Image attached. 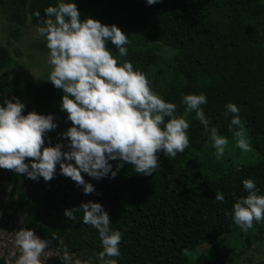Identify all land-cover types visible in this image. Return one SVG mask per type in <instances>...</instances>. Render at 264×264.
<instances>
[{
  "label": "trees",
  "instance_id": "16d2710c",
  "mask_svg": "<svg viewBox=\"0 0 264 264\" xmlns=\"http://www.w3.org/2000/svg\"><path fill=\"white\" fill-rule=\"evenodd\" d=\"M59 0H2L10 22L25 25L33 16L39 25L45 8ZM67 2V0H66ZM81 20L88 17L104 24H116L128 36V55L120 58L111 41L107 47L118 59L130 61L142 72L153 90L166 102L177 105L174 115L184 116L189 146L173 158L159 154V167L152 175L134 172L124 164L115 178L94 179L82 173L95 191L85 195L82 187L60 172L51 181L38 180L14 171L8 177L17 182V203L26 226L41 239L68 250L82 264H100L102 243L98 230L82 222L83 213L73 221L65 210L89 200L101 203L110 216V229L122 234L118 264H224L227 257L226 235L242 231L233 221L234 203L247 193L245 179H252L264 195V0H75ZM15 36L18 31L13 32ZM0 71L11 61L10 51L0 45ZM49 77H38L23 84L0 76V105L19 98L24 114L54 116L57 127L45 134V146L64 145L63 133L72 126L62 111V89ZM185 94H204L202 105L210 126L228 138L223 157L195 118L186 113ZM228 103H235L252 147L243 152L233 138L236 126L229 130L232 114ZM167 119V118H166ZM29 162L30 161H26ZM74 163V161H73ZM115 170L118 161H110ZM1 169V176L2 174ZM217 192L224 202L215 200ZM4 203V202H3ZM264 229V221L255 222L247 232ZM58 237L52 240L53 234ZM62 241V243H61ZM188 250V255L184 254ZM74 260V258H73ZM233 263V262H232ZM243 264H264V259Z\"/></svg>",
  "mask_w": 264,
  "mask_h": 264
},
{
  "label": "clouds",
  "instance_id": "9594fccd",
  "mask_svg": "<svg viewBox=\"0 0 264 264\" xmlns=\"http://www.w3.org/2000/svg\"><path fill=\"white\" fill-rule=\"evenodd\" d=\"M158 2L147 0L149 5ZM44 14L46 18L36 32L46 39L50 53L48 62L52 70L48 81L64 92L61 109L72 123L62 134L67 150L61 143L45 146V134L57 127L52 114L31 111L25 115L26 106L19 98L7 99L6 106L0 105V168L33 180L43 177L47 182L54 178L59 164L61 174L88 195L95 188L82 173L97 180L109 174L115 178L124 164H129L135 173L148 176L159 167L161 152L174 159L185 151L190 124L184 116L174 115L177 105L153 92L142 72L134 70L130 61L118 59L107 47L111 41L120 58L128 55L126 45L130 41L120 27L93 17L81 20L75 0H59L55 6L45 8ZM33 16L39 18L40 12L29 15V23ZM182 103L186 113L194 111L195 118L204 126L216 157H223L229 140L217 127L210 126L201 107L207 103L206 95L185 94ZM226 111L232 114L229 130L236 126V147L251 152L239 107L228 103ZM110 161H118L115 170ZM243 187L247 195L234 203L232 218L247 232L254 227V221H264V195L259 194L252 179H245ZM215 200L224 202V194L217 192ZM79 212L83 213V223L98 230L103 249L98 253L100 264H118L122 234L110 229V216L104 206L89 200L66 209L64 214L74 221ZM57 238L54 233L52 240ZM13 243L19 252L18 256L12 253L15 264H47L51 257V241L41 239L33 229L19 228ZM184 254H189L187 249ZM56 256L62 264H81L79 259L73 260L68 249Z\"/></svg>",
  "mask_w": 264,
  "mask_h": 264
},
{
  "label": "rangeland",
  "instance_id": "374dc122",
  "mask_svg": "<svg viewBox=\"0 0 264 264\" xmlns=\"http://www.w3.org/2000/svg\"><path fill=\"white\" fill-rule=\"evenodd\" d=\"M4 8L0 5V45L10 51L12 59L6 67L1 69V78L12 83L26 84L38 77H49L52 70L48 62L50 53L46 39L36 32L38 25L33 20L31 23L27 21L25 25L10 22ZM15 31H18L19 35L15 36L13 34ZM2 172L3 175L0 178V264H15V257L12 253L16 252L18 256L19 252L14 247L13 238L19 228L27 226L21 209L16 203L18 197L15 196L12 201L8 199V191L13 188L8 174L13 171L2 169ZM225 240L228 250L224 264H243L264 259V229L232 232L226 235ZM64 250L65 248L61 245L59 247L50 245L48 254L51 257L47 264H62L56 255ZM71 254L74 261L79 259L74 252ZM196 261V257H193L191 263L187 261L183 264H196Z\"/></svg>",
  "mask_w": 264,
  "mask_h": 264
},
{
  "label": "flooded vegetation",
  "instance_id": "af4514ba",
  "mask_svg": "<svg viewBox=\"0 0 264 264\" xmlns=\"http://www.w3.org/2000/svg\"><path fill=\"white\" fill-rule=\"evenodd\" d=\"M13 173V172H12ZM2 177V176H1ZM11 180V179H10ZM11 182H12V180H11ZM12 186H13V188H12V190H10V191H8V199L10 200V201H12L13 199H15V196H17L18 197V195L16 194V189H17V187H16V189H15V191H13L14 190V186L15 185H13V182H12ZM17 186V185H16ZM13 191V192H12ZM18 199V198H17ZM17 201L18 200H16V203H17ZM4 202V201H3ZM18 204V203H17ZM19 205V204H18ZM20 207V206H19Z\"/></svg>",
  "mask_w": 264,
  "mask_h": 264
},
{
  "label": "water",
  "instance_id": "95a60500",
  "mask_svg": "<svg viewBox=\"0 0 264 264\" xmlns=\"http://www.w3.org/2000/svg\"><path fill=\"white\" fill-rule=\"evenodd\" d=\"M5 56H6L5 53H3V54L1 55V58H0V59H1V60H4V59H5ZM1 169H2V168H0V178H1ZM16 184H17V182L15 181V186H14V190H13V191H15V189H16ZM13 191H12V192H13ZM70 251L75 253V252H76V249H72V250H70Z\"/></svg>",
  "mask_w": 264,
  "mask_h": 264
}]
</instances>
